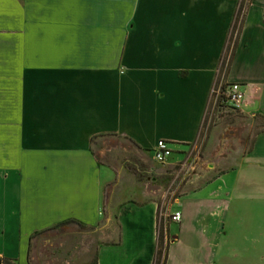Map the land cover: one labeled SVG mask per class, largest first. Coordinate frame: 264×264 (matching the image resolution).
Wrapping results in <instances>:
<instances>
[{"label": "crops", "instance_id": "crops-1", "mask_svg": "<svg viewBox=\"0 0 264 264\" xmlns=\"http://www.w3.org/2000/svg\"><path fill=\"white\" fill-rule=\"evenodd\" d=\"M237 2L0 0V264H153L160 223L166 264H264L247 231L264 221V0L217 78ZM231 83L251 136L192 157ZM159 140L179 157L156 163ZM117 152L182 172L187 191L164 207L178 180L143 163L140 188Z\"/></svg>", "mask_w": 264, "mask_h": 264}, {"label": "rangeland", "instance_id": "rangeland-1", "mask_svg": "<svg viewBox=\"0 0 264 264\" xmlns=\"http://www.w3.org/2000/svg\"><path fill=\"white\" fill-rule=\"evenodd\" d=\"M215 99H216L215 97L211 98L209 110L206 114V120L207 121L205 120V124L201 128V137L199 138L198 142L196 143L197 149L191 148V150H190V152H192L191 153L192 157H193V153L196 152L195 154L199 153L200 159L202 158L203 148L206 146L207 143L209 144L208 140H209L210 136L212 137V140L210 141L211 144L212 143L214 144L213 140L215 139V137H217V142H216L214 148L219 149V147H220L221 150L225 148L222 145H224V146L227 145V143L223 144L225 142V139H228V138L231 139V137L233 138L235 136L239 137L238 139H240V138L245 139L246 138L245 135L242 137L240 132L245 131L244 134L246 133V128L248 127V122L244 119H241L239 112L233 111L227 105L225 99L219 98L216 102H215ZM253 133H254V131H253ZM247 136L250 137L251 133L247 134ZM233 139H235V138H233ZM95 146H97V145H95ZM229 147L232 148L231 150H233L234 149L233 143L231 145H227V148L224 150L222 157L227 158V157L232 155V152L229 151L230 150ZM218 149H217V151H218ZM213 154L209 155L210 159H212V160L215 159V157H216L215 155H218V153H216L214 151ZM178 157L179 156L176 153H173L172 158L169 159L167 161V163L170 162V160L172 161V160L177 159ZM149 158L146 157L145 159L144 158L140 159L141 161H143L141 163V162H139V159H137L136 156H134L132 154L130 155L127 153H118L117 152L115 154V156H111L110 159L113 160V162L116 166H122L123 168H125V178L126 179H128L130 177L131 178L135 177L136 182L139 184V186L141 188V185L143 186V183H144L143 178L148 176V172L146 175L142 174L143 172H142V169L140 167L141 164L145 163L143 165H144V170H146V171H148L151 166L156 165L152 161V159L151 158L149 159ZM104 162H106V160H104ZM238 163L239 162H237L236 165L239 167ZM201 164H202V166H201ZM196 165L201 166V167H199L200 168L199 171H201L203 166H206V164L203 163L202 161H200ZM156 166H157L156 168H160V170H161L160 172H161V175H163V177H165V178L169 177L167 180L171 179L169 181V182H171V184H173V182L175 183L178 180L177 183H175L173 186H170V189L168 190L167 195L165 194L166 197L164 199V205H163L165 207L166 205H169V202H168L169 199L172 198V200H173L176 197H178L182 192L187 191V188H182V183L179 185V182L183 181V180H184L183 182H185V179H187L188 177H184L183 173L180 171H178L176 174L172 170L173 167L169 168L168 166H163V167H161L160 165H156ZM197 170L198 169L196 168V171ZM174 171H177V168ZM174 177H175V180H174ZM126 185H128V183H126ZM189 198H193V197L189 196ZM253 223L255 224L256 229L250 228V229H247V231H253V232L257 231V234L259 236L261 234H264V221L257 220V221H254ZM91 264H93V259H92Z\"/></svg>", "mask_w": 264, "mask_h": 264}, {"label": "trees", "instance_id": "trees-1", "mask_svg": "<svg viewBox=\"0 0 264 264\" xmlns=\"http://www.w3.org/2000/svg\"><path fill=\"white\" fill-rule=\"evenodd\" d=\"M251 2L252 0H238L237 2L233 19L231 22V26L219 60L218 76H217L218 80H220L221 75L223 74L226 75L228 73L234 52L239 42L241 31L245 23L246 14L248 12ZM200 137H201V132L199 133V138ZM168 247H169V242L168 239H166V236L164 235L163 225L162 223H160V226L158 227L157 247H156L153 264H166V260L168 256ZM1 264H12V263L7 260H2Z\"/></svg>", "mask_w": 264, "mask_h": 264}, {"label": "built area", "instance_id": "built-area-1", "mask_svg": "<svg viewBox=\"0 0 264 264\" xmlns=\"http://www.w3.org/2000/svg\"><path fill=\"white\" fill-rule=\"evenodd\" d=\"M213 95L216 96L217 99H225L227 105L233 111L240 112L244 99L240 84L231 83L226 84L225 86L217 87L213 90ZM171 155L172 150L169 144L164 140H159L156 144V147L152 151L153 160L160 165L165 164ZM169 219L173 223H179L181 221V213L176 211L170 214Z\"/></svg>", "mask_w": 264, "mask_h": 264}]
</instances>
